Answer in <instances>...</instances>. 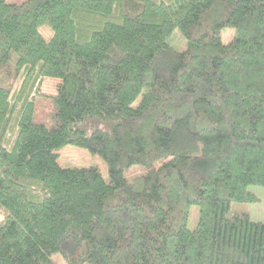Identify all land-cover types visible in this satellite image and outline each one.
<instances>
[{"label": "trees", "instance_id": "obj_1", "mask_svg": "<svg viewBox=\"0 0 264 264\" xmlns=\"http://www.w3.org/2000/svg\"><path fill=\"white\" fill-rule=\"evenodd\" d=\"M256 187L264 0H0V264H264Z\"/></svg>", "mask_w": 264, "mask_h": 264}, {"label": "rangeland", "instance_id": "obj_2", "mask_svg": "<svg viewBox=\"0 0 264 264\" xmlns=\"http://www.w3.org/2000/svg\"><path fill=\"white\" fill-rule=\"evenodd\" d=\"M24 0H9V2H21ZM48 31L47 27H43L41 32L45 35L46 38H49L52 35V31L49 30L46 34L45 32ZM235 36V29L234 28H227L222 32V40L224 43H229ZM177 44L180 48L185 46L184 41L182 40L181 36L176 37ZM58 85V80L56 79H46L44 82L43 91L46 94H54L56 92V88ZM59 163L61 166L67 167H87L91 166L92 164H99L101 162L100 159L93 158L89 152L83 148L74 146V145H66L59 151ZM102 164V163H101ZM100 165V164H99ZM106 168V167H105ZM103 166V170L105 175H107V171ZM139 167H133L132 170L127 172V175H131V172L137 173ZM255 191L259 194L260 201L256 204H235L233 210L239 212H247L254 219L257 220H264V187H256ZM198 208L193 206L191 208V216L189 219V228L193 229L196 227L198 222ZM55 260L58 264H66L65 260L62 259L60 256H56Z\"/></svg>", "mask_w": 264, "mask_h": 264}]
</instances>
